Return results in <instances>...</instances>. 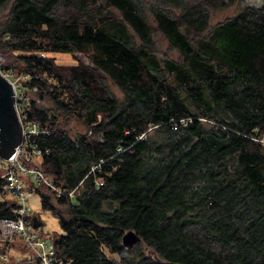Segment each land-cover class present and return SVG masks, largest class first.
Masks as SVG:
<instances>
[{"label": "trees", "instance_id": "1", "mask_svg": "<svg viewBox=\"0 0 264 264\" xmlns=\"http://www.w3.org/2000/svg\"><path fill=\"white\" fill-rule=\"evenodd\" d=\"M209 5L0 0V68L36 126L21 161L52 184L27 186L62 229L52 264H264V2L205 31ZM4 173L0 219L15 218ZM26 222L44 235L39 213Z\"/></svg>", "mask_w": 264, "mask_h": 264}, {"label": "rangeland", "instance_id": "2", "mask_svg": "<svg viewBox=\"0 0 264 264\" xmlns=\"http://www.w3.org/2000/svg\"><path fill=\"white\" fill-rule=\"evenodd\" d=\"M188 5L198 4L204 2H208L211 5L207 7L209 13V25L205 31L212 26L226 20L227 18H231L235 16L244 6L246 5H260L264 2V0H226L227 4L216 0H185ZM180 7H176V12L179 13L181 11ZM150 22H152V28L154 29L155 34V45L156 49H158L159 54H169L174 57L178 56V51L175 49L169 42V40L163 35L161 31L158 30L156 25L153 23V18L150 14H148ZM48 55L53 56L57 63L60 64H74L77 63L79 59H85V55L83 53H67V52H50ZM17 77L16 79H18ZM108 84L110 89L114 92L116 96L122 97V90L111 80L108 79ZM16 82V81H14ZM16 84V83H15ZM69 128L74 132L77 130H85V125L75 119H72L69 122ZM1 158V157H0ZM19 177L24 185V193L27 195L28 204L31 208L32 212L39 213L41 218L44 220L45 224L43 226V234L41 235L42 240H44L48 246H50V234L51 232H61V226L59 223L58 217L49 209H45L42 206L40 194L35 190V188L30 189L27 186V183L30 179L35 182L36 185L39 184L40 178L36 174H20ZM10 199H14L18 203L20 199L17 198L12 192L9 190L6 195ZM39 249L41 246L37 245ZM48 249V248H47ZM28 252V253H27ZM34 253L31 249L25 246L23 239L21 238L19 233H14L12 235L8 234L6 227L0 223V264H19L21 259L25 257H33Z\"/></svg>", "mask_w": 264, "mask_h": 264}, {"label": "built area", "instance_id": "3", "mask_svg": "<svg viewBox=\"0 0 264 264\" xmlns=\"http://www.w3.org/2000/svg\"><path fill=\"white\" fill-rule=\"evenodd\" d=\"M19 99L20 96L17 90L16 107L20 113ZM20 119L22 124L23 140L20 148L17 150L16 156L11 160H4L0 158V166L5 168L4 177L6 178V182L4 187L9 189L12 194L19 198L20 202L14 209L16 217L0 219V223L6 227L8 234H20L24 244L33 251V257H38L40 259V264H52L54 259V249L51 247V244L48 246L47 243L42 240L39 235V229H34L30 225H27L26 216L30 213L31 208L28 204L27 195L24 193V185L19 177V173L36 174L40 179L44 180L49 185L52 184L44 178V174L40 169L34 166L28 167L21 161V157L27 156L26 145L30 142L31 134L36 133V126L34 123L30 124L29 122H25L21 114ZM38 244L41 246V249L38 248Z\"/></svg>", "mask_w": 264, "mask_h": 264}, {"label": "water", "instance_id": "4", "mask_svg": "<svg viewBox=\"0 0 264 264\" xmlns=\"http://www.w3.org/2000/svg\"><path fill=\"white\" fill-rule=\"evenodd\" d=\"M17 87L15 82L0 68V157L11 160L23 140L20 113L16 107ZM141 240L140 234L128 229L122 236V245L131 249Z\"/></svg>", "mask_w": 264, "mask_h": 264}]
</instances>
